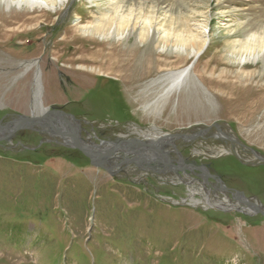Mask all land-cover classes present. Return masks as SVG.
Returning <instances> with one entry per match:
<instances>
[{
  "label": "rangeland",
  "instance_id": "374dc122",
  "mask_svg": "<svg viewBox=\"0 0 264 264\" xmlns=\"http://www.w3.org/2000/svg\"><path fill=\"white\" fill-rule=\"evenodd\" d=\"M106 1L0 5L1 124L38 107L41 65L44 106L74 115L86 144L90 134L97 144L147 142L219 124L238 143L212 136V126L176 145L186 164L206 166L227 190L199 170L172 172L163 161L139 162L122 151L108 170L41 127L21 128L0 139V264H264V215L233 209L237 190L264 205V160L247 148L264 157V60L233 53L241 38L235 16L216 0L208 27H199L209 41L197 60L192 48L164 45L152 31L141 39L139 27L121 40L87 31L86 23L105 17ZM171 1L184 30L186 1ZM201 1L188 0L199 12L207 10ZM189 24L198 33V22ZM94 50L96 62L82 60ZM192 61L193 80L146 110L154 96L147 85ZM207 191L220 201L228 195L230 205L209 206Z\"/></svg>",
  "mask_w": 264,
  "mask_h": 264
},
{
  "label": "bare ground",
  "instance_id": "6f19581e",
  "mask_svg": "<svg viewBox=\"0 0 264 264\" xmlns=\"http://www.w3.org/2000/svg\"><path fill=\"white\" fill-rule=\"evenodd\" d=\"M14 1H17L18 4H29L31 7H41V6H48L49 4L56 5L58 0H0V5L6 4L9 8L12 6ZM102 1V0H101ZM185 4L187 5L188 14H186L184 18L185 29L181 30L178 27L176 21H174V17L180 19V14L174 10V3L171 0H108L106 1V8L102 9L99 12L104 13V18L100 17L96 19L94 22L86 23L87 31L90 29L92 31H97L103 35H110V36H117L121 40L123 37H129L132 35L133 30L136 27H139L140 31V38L145 39V37L149 36L152 31L153 37L158 34V41H162L163 44L169 45L170 43L176 45L177 47H183L186 51L192 48V52H195L194 59L197 60L198 55L202 53V51L208 45V39L199 34L204 33L203 31L200 32L201 27L206 28L209 25V17L210 15H214L215 12L209 10L211 8V0H202L201 2L207 5V10L199 12L196 7H193V3L190 5L188 0H185ZM217 4L222 6V9L225 13L234 14L235 17H231V21L236 22V26H234L233 30L234 33L241 35V38L238 40V44L233 48V53L236 55L244 54V52H249V54H255L256 56H260L261 60H264V0H216ZM69 2V1H68ZM200 2V6L202 4ZM61 4V1H60ZM64 3H62L63 5ZM214 10V9H213ZM204 16L203 20L199 18ZM109 20V21H107ZM191 21L198 22V33H195L191 25L189 24ZM108 22L110 25L108 28H105V23ZM85 24V23H82ZM94 24V25H93ZM172 26V28H169ZM200 27V29H199ZM121 42V41H120ZM196 45L199 46L197 49ZM201 49V50H200ZM90 56H86V59H82L83 61H87V59L93 58L92 60L96 62L98 60V56L100 52H96V50L90 52ZM91 60V59H90ZM195 66V62L192 61L190 64L184 66L183 68H179L176 70L167 71L160 76L154 78L148 85L147 89L150 88L149 92H152L153 98L148 100L144 104V108L152 112L154 109L158 108L161 104L165 103L169 100L174 93L180 91L183 87L187 86L189 83L188 81L193 80L192 74L193 69ZM30 66H28V70ZM101 69V68H100ZM42 66H39V69L35 75V84H36V96L34 99L33 104L35 106H40V103L43 102V88H44V80L45 79V70ZM44 76V78H43ZM195 80H199V78L194 77ZM200 81V80H199ZM197 81V82H199ZM152 87V88H151ZM152 90V91H151ZM57 118V117H56ZM59 118V117H58ZM72 122V127H69L70 124L60 126L61 133L53 131L50 128L47 122L40 123L37 125L38 128H42L47 133L51 135L52 138L59 137L61 138L66 144H70L71 146L75 145V142L70 135V133L77 134L80 137L82 145L86 148L87 152L92 154L96 153L95 160L98 162L105 164L108 168L116 169L118 164H113L111 159L113 155H103L102 154L109 150L110 148L115 147V143H107L106 141H101V144L94 143V137L92 134L88 137L90 141L88 144L85 143V139L81 137L80 133V126L78 122L76 123L75 120H70ZM3 125V124H2ZM215 126V125H214ZM36 127V126H35ZM216 127V126H215ZM219 129L217 128L218 132L214 133L212 136L216 138H223L228 139L233 138L232 142L238 143L237 138L231 134L230 132L226 131L219 125ZM40 128V129H41ZM211 126L202 129L203 133L202 136L209 135L211 130ZM6 132L1 130L0 127V136H4ZM191 134H165L157 139H150L147 141V144H151L146 150L145 149H138L136 148L133 143L123 145L117 152L122 151L127 154L131 153L137 159V161L141 162L143 160H160L163 161L167 168L170 171H175L178 169H190V170H198L196 165L186 164L184 157L178 151L176 145V139L182 138L184 140H191ZM157 136V135H156ZM153 138V137H152ZM140 140V139H139ZM142 141V140H140ZM231 141V140H230ZM145 142V141H142ZM171 146V150L163 149L165 144ZM138 146V145H137ZM99 149V150H96ZM159 151L157 152L156 150ZM132 150V151H130ZM116 152V153H117ZM174 152L177 154V158L174 159L170 156L169 153ZM115 153V154H116ZM100 154V155H97ZM261 155V154H260ZM262 156V155H261ZM133 157V158H134ZM263 157V156H262ZM132 158V159H133ZM258 158V157H257ZM264 158V157H263ZM131 160V159H129ZM173 160L177 162V164L173 163ZM128 159H124L122 162L125 163ZM109 163V164H108ZM205 171L209 172L208 168L204 166ZM172 171V172H173ZM200 171V170H199ZM201 172V171H200ZM210 173V172H209ZM204 177H211L210 175L206 174L205 172H201ZM182 177V176H181ZM218 182V180H217ZM219 183V182H218ZM221 185V184H220ZM222 187V185H221ZM222 189L226 191L223 187ZM212 191H207V204L209 206H215L217 208L228 207L230 204V199L228 195L225 196L224 200H217L212 197ZM243 199H249L245 196L242 197ZM241 199V198H240ZM257 200V199H256ZM253 202L252 200H250ZM256 204L244 205L241 201L236 199L237 206H233V209H240L246 213L255 214V212H259V208L264 209V205L259 201H255ZM254 203V202H253Z\"/></svg>",
  "mask_w": 264,
  "mask_h": 264
},
{
  "label": "water",
  "instance_id": "95a60500",
  "mask_svg": "<svg viewBox=\"0 0 264 264\" xmlns=\"http://www.w3.org/2000/svg\"><path fill=\"white\" fill-rule=\"evenodd\" d=\"M57 117V118H56ZM59 117V118H58ZM70 120H75L76 123L78 122V120L74 117V115L66 113L62 110H57V109H50L48 107L44 106V103L41 102L40 106L36 107L35 110L31 111L30 115H18L17 117H15L14 119H12L11 121H8L6 124H1L0 123V127L1 130H4V132H6L7 134L4 136H0V139L3 138H7L10 135H12V133H14L15 131H17L18 129L21 128H35V126H37L40 123H45L47 122L50 126V128L53 129V131H56L58 133H61L60 130V126L62 124L64 125H68L70 124L69 127H72V122ZM79 125V123H78ZM218 129L219 124H214ZM212 125V126H214ZM211 126V127H212ZM203 131L200 130L198 132L195 133H191V137L192 139L196 138L197 136H202ZM70 135L72 136L74 142H75V147H78L81 151L84 152V154H86L92 164L94 165H98L100 167H106V169L110 170V168H108L105 164H102L100 162H98L97 160H95V154H92L90 152H87L86 148L84 147V145H82V142L80 140V137L77 134L74 133H70ZM181 135V134H180ZM162 138V137H160ZM231 141H235L233 140V138H230ZM133 143V145L138 148V149H147L151 144H147V142H142L139 139H129V140H125V141H121L119 143H115V147L114 148H110L109 150L105 151L103 155H112L113 153L117 152L123 145H127ZM240 145L245 146L244 144H242L241 142H239ZM138 145V146H137ZM250 149V151L256 155V157L259 158V160H264V158L260 155L261 153L256 151L255 149L251 148V147H247ZM132 151V150H130ZM133 152V151H132ZM131 152V153H132ZM133 154V153H132ZM100 155V154H97ZM193 165V164H191ZM197 169L200 170L201 172H205L206 174L210 175L209 172L205 171L204 166L203 165H196ZM211 177L215 178L216 180H218V182L222 185V187L227 190V187L224 185L222 179L216 175V174H211ZM236 193L238 194V200L241 201L242 203L246 204V205H250V204H256L250 201V199H243L242 197L245 196L244 193L242 191H236ZM241 198V199H240ZM264 215V209L259 208V212Z\"/></svg>",
  "mask_w": 264,
  "mask_h": 264
},
{
  "label": "flooded vegetation",
  "instance_id": "af4514ba",
  "mask_svg": "<svg viewBox=\"0 0 264 264\" xmlns=\"http://www.w3.org/2000/svg\"><path fill=\"white\" fill-rule=\"evenodd\" d=\"M8 122V121H7ZM7 122H5V123H7ZM0 123H2V122H0ZM238 191V190H237ZM234 196H237L238 197V194L236 193V191H234Z\"/></svg>",
  "mask_w": 264,
  "mask_h": 264
}]
</instances>
